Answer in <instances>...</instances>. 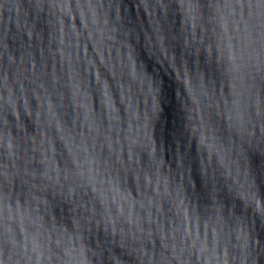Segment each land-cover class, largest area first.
Segmentation results:
<instances>
[{
    "label": "water",
    "instance_id": "95a60500",
    "mask_svg": "<svg viewBox=\"0 0 264 264\" xmlns=\"http://www.w3.org/2000/svg\"><path fill=\"white\" fill-rule=\"evenodd\" d=\"M0 264H264V0H0Z\"/></svg>",
    "mask_w": 264,
    "mask_h": 264
}]
</instances>
